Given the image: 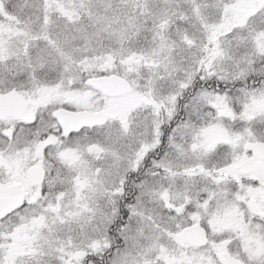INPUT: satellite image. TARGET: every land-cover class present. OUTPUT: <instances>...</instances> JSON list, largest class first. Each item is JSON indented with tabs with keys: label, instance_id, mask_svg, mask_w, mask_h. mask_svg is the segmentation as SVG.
<instances>
[{
	"label": "snow or ice",
	"instance_id": "1",
	"mask_svg": "<svg viewBox=\"0 0 264 264\" xmlns=\"http://www.w3.org/2000/svg\"><path fill=\"white\" fill-rule=\"evenodd\" d=\"M0 264H264V0H0Z\"/></svg>",
	"mask_w": 264,
	"mask_h": 264
}]
</instances>
